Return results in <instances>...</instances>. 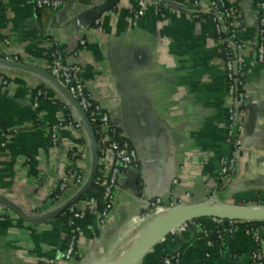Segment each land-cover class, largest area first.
<instances>
[{
  "label": "crops",
  "instance_id": "1",
  "mask_svg": "<svg viewBox=\"0 0 264 264\" xmlns=\"http://www.w3.org/2000/svg\"><path fill=\"white\" fill-rule=\"evenodd\" d=\"M106 1L72 0L51 12L38 10L33 0H0V41L10 42L0 46V61L9 54L35 69L0 62V264H121L125 255L153 242L137 264H160L171 256H178L179 264H249L256 242L244 226L226 236L220 248L219 236L206 238L202 229L176 236L159 224L171 204L209 205L221 160L235 153L226 141L231 99L213 24L193 18L191 0H161L160 9L150 8L140 19L130 0L100 13ZM227 3L239 39L254 45L259 15L253 0ZM54 46L68 63L80 65L91 98L140 157L120 179L104 223L98 215L78 222L84 235L79 256L71 260L64 257L69 224L65 212L55 210L86 184L93 151L87 133L75 128L80 113L37 72L46 71ZM242 57L243 151L231 187L219 191L222 205L264 202V64L249 51ZM37 91L43 96L35 107L29 96ZM54 126L56 149L49 136ZM3 131L17 132L5 142ZM79 138L86 143L85 158L77 162L70 150ZM108 138L103 130L101 139ZM103 155L108 175L113 156ZM79 169L85 172L81 184ZM65 176L69 188L53 200ZM155 200L161 205L154 208ZM226 226L209 219L203 229L215 233ZM260 257L264 262V249Z\"/></svg>",
  "mask_w": 264,
  "mask_h": 264
},
{
  "label": "built area",
  "instance_id": "2",
  "mask_svg": "<svg viewBox=\"0 0 264 264\" xmlns=\"http://www.w3.org/2000/svg\"><path fill=\"white\" fill-rule=\"evenodd\" d=\"M35 6L41 11H51L56 12L65 7L67 4L71 3L72 0H33ZM135 7V18H143L150 8L160 9L162 7L161 0H130ZM254 6L258 12V24H259V34L254 45L248 46L246 43L242 42L238 37L237 27L234 20V15L231 8L228 6L227 0H194L193 8L195 9L193 13V18L196 20H201L209 14L212 15L210 19L213 24L216 38L221 40V36L225 33H229L230 39L227 42L228 49L225 52V58L222 57L221 62L223 63L226 77H227V95L231 99L230 104L227 108V118L228 126L226 129V141L228 144L233 146L235 153L228 159L221 160L220 168V181L223 183H231L233 180L234 173L238 166V161L240 160L241 153L243 151V146L241 143V134L244 130V111L243 104L245 101L244 92H240L239 88H243V76L245 73V65L243 61V53L251 52L254 56V60L259 64H264V0H253ZM1 5V2H0ZM99 22H97L98 24ZM81 47L87 45V41L82 39L79 41ZM9 46L10 42L8 40L0 41V46ZM222 55V54H221ZM50 61L47 66L46 71L68 91V93L78 102L80 107L83 109L85 114L88 116V120L91 124L97 123L101 127V133L103 130H107L109 138V145L104 147L101 152L102 154L106 152L112 153V159L110 161V170L108 176L105 174L101 175L99 178H95L94 184L104 187L103 199L106 204V209L103 213H98V207L96 200L91 198L84 202H77L70 206L67 211L69 214V226L71 227V235L69 237V242L67 249L65 251L64 257L66 260H71L78 257L77 246L80 239L83 237V228L78 224L81 220H85L91 215H98L102 223L107 219L110 210L113 207L115 201L116 190L120 179L124 174L132 167L139 165L140 157L138 152L131 148L129 141L110 123V117L107 113L103 112L100 106L93 101L91 95L89 94L86 83L82 78V68L80 65L75 63H68L64 52H62L59 47L54 46L49 54ZM5 59L14 62H20L19 57L5 55ZM42 91H37L36 93L29 96V100L32 101L33 106L38 107L40 104V99L42 98ZM75 128L81 131L79 124H75ZM17 131L3 132L2 136L5 138V142L9 140V137L14 136ZM110 134L113 136L118 135L123 143L114 142L110 139ZM50 141L52 146L56 149L60 145L58 138V127L54 126L49 131ZM6 143L2 144L5 147ZM85 155H82V159ZM85 172L81 169L78 173L76 182L81 184L82 178ZM107 178V179H106ZM70 179L68 177H62L59 186L60 198L62 194L66 192L69 188ZM209 203L222 204L219 201V190L213 189L210 193ZM161 205L160 200H155L152 202V207H158ZM177 204H171L170 208L176 206ZM237 206L244 207H263V203L259 204H238ZM202 229L203 224L201 223H184L177 226L171 230L173 235H182L190 228ZM227 228L215 232L208 233L203 230L204 236L206 238L213 237L214 235L219 236L220 248L224 245L226 236H233L236 231L235 222L229 221L227 223ZM245 232L247 235H251L256 242V249L251 253L249 264H263L260 257L262 250L264 249V233L260 229H255L253 227H245ZM221 251V250H220ZM126 256V255H125ZM125 257H123L124 259ZM122 259V260H123ZM121 260V262H122ZM114 264V263H113ZM162 264H179L178 256L165 257L162 259Z\"/></svg>",
  "mask_w": 264,
  "mask_h": 264
},
{
  "label": "water",
  "instance_id": "3",
  "mask_svg": "<svg viewBox=\"0 0 264 264\" xmlns=\"http://www.w3.org/2000/svg\"><path fill=\"white\" fill-rule=\"evenodd\" d=\"M122 0H107L103 6L100 8V13L108 12L114 7L118 6ZM8 66H12L16 69L22 70H32L35 71L29 64L24 62H14L3 59L0 61ZM37 71V70H36ZM41 75L48 78L50 83L57 87V89L68 99L70 104L74 107L76 111H78L81 115V120L79 122V126L83 129L90 140V145L93 151V166L92 170L89 174V178L86 184L81 188L79 193L69 202L61 205L55 210V214H60L65 212L70 206L79 202L82 197L88 194L91 190L98 166H99V145L97 139L95 137L93 128L91 123L89 122L85 112L80 107L78 102L68 93V91L55 79L52 77L47 71H37ZM233 147V146H232ZM14 210H16L19 214H21L20 210L14 206H11ZM201 219H216L225 222H264V206L263 207H244V206H233V205H222V204H213L209 203V205H184L177 204L176 206L169 208L168 212L161 219L160 225L164 227L167 233H171V230L177 226H180L184 223H189L195 220ZM165 232V233H166ZM216 236H213L215 239ZM155 242L148 244L144 250L138 252L133 256L126 255L121 264H137L140 258L147 252Z\"/></svg>",
  "mask_w": 264,
  "mask_h": 264
},
{
  "label": "trees",
  "instance_id": "4",
  "mask_svg": "<svg viewBox=\"0 0 264 264\" xmlns=\"http://www.w3.org/2000/svg\"><path fill=\"white\" fill-rule=\"evenodd\" d=\"M193 1L194 0H191L190 4L193 5ZM206 18H208L210 20V19H212V15L209 14ZM229 39H230L229 33L223 34L221 36V40L217 39L221 43V54H222L221 55V58L222 57L225 58V52L228 49L227 42L229 41ZM49 61H50V59H49ZM239 91L242 92L243 91V88L240 87L239 88ZM88 116H89V114H88ZM91 126L93 128L95 137H96L97 142H98V145H99L100 165L98 167L97 174H96V179H97L101 175H104V174H105V176L107 175L104 172V167H105L106 163L108 162L107 161V156H104L102 154L101 150L104 147H107L109 145V142L108 141H103L101 139V127H100L99 124L94 123V124H91ZM3 132H7V131H3ZM110 139L113 140L114 142L123 143V140L120 139V137L118 135L113 136L112 134H110ZM128 143H129L130 147L133 148L132 145H131V143L130 142H128ZM85 145H86V143H85V140H83V139H80L79 138L76 141H74L73 148L70 150V156L72 157V159H74L77 162H80L82 160V155L85 152ZM230 187H231L230 186V183L227 184V183H223L222 181H220L218 183V190L219 191H227ZM58 195H59V192L53 197V200H57L58 199L57 198ZM103 196H104V187L103 186L96 185V184H93L91 190L88 192V194L84 198H82L80 200V202H84L86 200H89L91 198H94L96 200V203H97L98 213L101 214L106 209V204H105V201L103 199ZM260 203H263L264 204V202H260ZM241 204L246 205V204H249V203L245 202V203H241ZM257 204H259V203H257ZM63 215H64L63 219L65 220V222H67V224H69L68 223V221H69L68 211L66 210ZM206 220H209V219L195 220V221H192L190 223L191 224L192 223H201V224H203V227H204V222ZM224 223L227 225L228 222H225L224 221ZM239 225L244 226V227L250 226V227H253L255 229H260V231H262L264 233V222H252V223H249V222H235L236 228ZM203 227H202V229H203ZM69 229L71 231V227L70 226H69ZM203 234L201 235V237H203ZM68 242H69V240H68ZM215 245L218 247L220 245V241L219 242H216ZM67 246H68V243L66 245V249H67ZM66 249H65V251H66ZM160 264H162V260H161ZM263 264H264V262H263Z\"/></svg>",
  "mask_w": 264,
  "mask_h": 264
},
{
  "label": "bare ground",
  "instance_id": "5",
  "mask_svg": "<svg viewBox=\"0 0 264 264\" xmlns=\"http://www.w3.org/2000/svg\"><path fill=\"white\" fill-rule=\"evenodd\" d=\"M119 260V259H118Z\"/></svg>",
  "mask_w": 264,
  "mask_h": 264
}]
</instances>
